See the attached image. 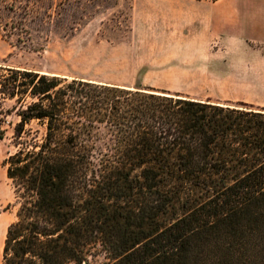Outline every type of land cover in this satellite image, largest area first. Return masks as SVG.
I'll return each mask as SVG.
<instances>
[{"label":"trees","instance_id":"obj_1","mask_svg":"<svg viewBox=\"0 0 264 264\" xmlns=\"http://www.w3.org/2000/svg\"><path fill=\"white\" fill-rule=\"evenodd\" d=\"M13 112L2 264H264L263 109L2 64Z\"/></svg>","mask_w":264,"mask_h":264},{"label":"rangeland","instance_id":"obj_2","mask_svg":"<svg viewBox=\"0 0 264 264\" xmlns=\"http://www.w3.org/2000/svg\"><path fill=\"white\" fill-rule=\"evenodd\" d=\"M217 1L227 3L0 0V65L264 110V33L256 40L233 38L232 45L241 43L234 57L231 44L220 38L205 43L189 31L200 28V18ZM204 45L208 59L189 56ZM18 121L13 112L0 141V215L9 225L17 221L18 207L3 161L14 151L12 127Z\"/></svg>","mask_w":264,"mask_h":264},{"label":"crops","instance_id":"obj_3","mask_svg":"<svg viewBox=\"0 0 264 264\" xmlns=\"http://www.w3.org/2000/svg\"><path fill=\"white\" fill-rule=\"evenodd\" d=\"M226 1V4L217 1L208 7L206 15L200 18L202 23L200 28L192 27L189 31H193L194 34L200 33L205 43L220 38L223 40V45L227 43L232 45L233 38L241 40L260 38L264 33V0ZM205 45L201 50H191L189 56L201 61L208 59L210 53L205 50ZM240 45V42H236L230 47L234 57L237 56ZM4 217L0 215V264L4 261L5 241L9 227L8 220Z\"/></svg>","mask_w":264,"mask_h":264},{"label":"bare ground","instance_id":"obj_4","mask_svg":"<svg viewBox=\"0 0 264 264\" xmlns=\"http://www.w3.org/2000/svg\"><path fill=\"white\" fill-rule=\"evenodd\" d=\"M2 180H0V183H1Z\"/></svg>","mask_w":264,"mask_h":264},{"label":"water","instance_id":"obj_5","mask_svg":"<svg viewBox=\"0 0 264 264\" xmlns=\"http://www.w3.org/2000/svg\"><path fill=\"white\" fill-rule=\"evenodd\" d=\"M161 94H164V93H161Z\"/></svg>","mask_w":264,"mask_h":264}]
</instances>
